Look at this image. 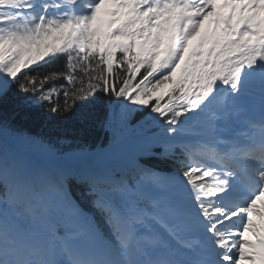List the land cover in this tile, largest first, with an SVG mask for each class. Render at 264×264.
I'll return each mask as SVG.
<instances>
[{"label": "snow or ice", "instance_id": "snow-or-ice-1", "mask_svg": "<svg viewBox=\"0 0 264 264\" xmlns=\"http://www.w3.org/2000/svg\"><path fill=\"white\" fill-rule=\"evenodd\" d=\"M259 13L264 0H220L219 11L217 0H0V108L22 94L27 108L71 117L115 96L127 130L144 111L130 105L155 100L154 130L126 170L34 166L18 149L62 154L0 121V264L264 261ZM210 15L215 30L201 34Z\"/></svg>", "mask_w": 264, "mask_h": 264}, {"label": "trees", "instance_id": "trees-1", "mask_svg": "<svg viewBox=\"0 0 264 264\" xmlns=\"http://www.w3.org/2000/svg\"><path fill=\"white\" fill-rule=\"evenodd\" d=\"M115 67L117 66L114 65ZM144 71L141 69L140 75L136 77L137 81ZM113 82L119 86V81L115 79V73H113ZM120 99L124 100V98ZM124 103L130 105L127 100H124ZM118 105L119 100L115 96H105L102 103L82 109L74 116L64 117L49 114L43 108H27L23 105L22 94H17L9 103L0 108V121H4L15 131L25 136L38 137L45 143L51 144L62 154L60 158H53L36 147L24 146L18 149L26 161L34 166L84 168L94 165H110L108 162L110 160L102 158V149L105 145L114 142V130L121 132V139L125 135H130L131 142L138 144L141 135H136L135 132L138 131L141 124H146L145 113L149 111L136 112L130 120L129 129L125 130L120 127ZM130 106L137 108L138 105ZM152 115L157 114L153 113ZM146 125L152 129L150 123ZM137 149L138 147L130 146L125 150L130 152V157L133 158ZM81 153L83 155H79ZM63 154L69 155L64 156ZM153 163L159 164L155 161ZM129 165L121 163L118 168L126 170ZM161 166L164 167V165ZM83 187H74V193H79ZM78 197L82 203L86 204L88 197L81 195Z\"/></svg>", "mask_w": 264, "mask_h": 264}, {"label": "rangeland", "instance_id": "rangeland-1", "mask_svg": "<svg viewBox=\"0 0 264 264\" xmlns=\"http://www.w3.org/2000/svg\"><path fill=\"white\" fill-rule=\"evenodd\" d=\"M112 11H114V8L112 7V6H106L105 8H103L102 10H101V13L99 14V17H98V22H97V26H100L101 24L103 25V29H102V31L104 32V33H107V31H108V27H107V24H108V22L110 21V20H112L113 19V17H111V15H110V13L112 12ZM117 19H119V18H117ZM201 34H203V33H201ZM101 39H103V36L102 37H100ZM198 39V40H197ZM199 39H200V37L199 36H197L195 39H193L192 41H190V43H189V47H190V49H191V47H193L194 45H196L197 43H198V41H199ZM105 42H107V41H105ZM122 55V54H121ZM155 102V100L153 99L152 101H150V104H149V106H147V107H144V106H141V105H138V108H141V107H143L144 108V111L143 112H146V111H148L149 110V108L151 107V105L153 104ZM141 130V129H140ZM138 132H141V131H138ZM151 133V132H150ZM108 155H116V156H118V157H120L122 154H118V153H116V150H112L111 152H109L108 154H107V156ZM255 217H253V219H254Z\"/></svg>", "mask_w": 264, "mask_h": 264}, {"label": "bare ground", "instance_id": "bare-ground-1", "mask_svg": "<svg viewBox=\"0 0 264 264\" xmlns=\"http://www.w3.org/2000/svg\"><path fill=\"white\" fill-rule=\"evenodd\" d=\"M262 16H263V14H262ZM207 24H208V22H207ZM209 25V24H208ZM205 32V31H204ZM198 40V39H197ZM254 217H256V216H254ZM245 251H246V249H245Z\"/></svg>", "mask_w": 264, "mask_h": 264}]
</instances>
